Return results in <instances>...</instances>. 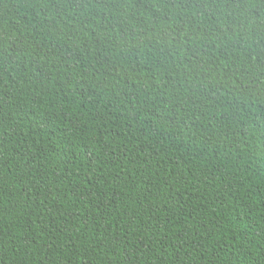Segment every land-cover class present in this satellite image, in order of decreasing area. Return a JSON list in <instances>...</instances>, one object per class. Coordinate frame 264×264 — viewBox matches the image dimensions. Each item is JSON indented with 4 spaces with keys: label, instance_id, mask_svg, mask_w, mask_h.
I'll return each instance as SVG.
<instances>
[{
    "label": "trees",
    "instance_id": "obj_1",
    "mask_svg": "<svg viewBox=\"0 0 264 264\" xmlns=\"http://www.w3.org/2000/svg\"><path fill=\"white\" fill-rule=\"evenodd\" d=\"M0 264H264V0H0Z\"/></svg>",
    "mask_w": 264,
    "mask_h": 264
}]
</instances>
